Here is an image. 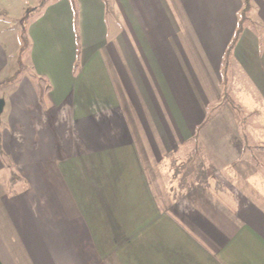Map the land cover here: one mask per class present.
<instances>
[{"label":"crops","instance_id":"0c3cea01","mask_svg":"<svg viewBox=\"0 0 264 264\" xmlns=\"http://www.w3.org/2000/svg\"><path fill=\"white\" fill-rule=\"evenodd\" d=\"M41 1L0 0V263L264 264V149L241 145L219 94L243 0L49 1L12 79V28ZM248 1L226 84L264 130V0ZM195 138L208 181L177 187Z\"/></svg>","mask_w":264,"mask_h":264},{"label":"rangeland","instance_id":"374dc122","mask_svg":"<svg viewBox=\"0 0 264 264\" xmlns=\"http://www.w3.org/2000/svg\"><path fill=\"white\" fill-rule=\"evenodd\" d=\"M21 31H22L21 26H20V30H18V25L13 26V28H12V32L14 33L17 42H19V37H18L19 33H20V40H21ZM186 33H187V31H182L180 33V36H182V35L185 36ZM25 34H26V26H25ZM21 48H23L22 40H21L20 49ZM27 49L23 50L21 53H19V55L16 58H14V62H13L14 67L13 68H14L15 72L19 71V74L25 72V66H27V64H28L27 56H26ZM134 49H135V47H134ZM140 65H142V68H146L145 64L140 63ZM223 90H224V86L222 84V76H221L219 94L222 96L223 100L226 102ZM226 92H227L228 97H230V95L228 93V87L226 88ZM230 99L232 100L231 97H230ZM220 102H222V101L220 100ZM222 109H224V108H222ZM204 110H206V109H204ZM214 110H216L215 107L211 106L206 110V114H207V112L209 114V112H213ZM230 110L232 111V113L234 115H236L238 117V122L240 125H238L236 130H234L232 128L231 131H234L233 135L234 136L237 135L236 136L237 139H240V138L242 139L241 145L245 149H247V148L248 149H254L255 145L264 146V130L261 127H258V125H256V124H259L260 117L252 116V118L247 120V114H248L247 111L242 112V110H239V111H234L232 109H230ZM219 112H220V110H219ZM223 113H224V110L220 112V114H223ZM203 131H204L203 128L201 130H198L197 136H199V135L202 136ZM195 140H196V138L190 139L189 142L182 144L181 147L178 148V150H181V151L185 150L187 154H183V155H179V156H178V154H176V158L174 159V162L176 163V180L174 182L177 183V187H181V185H184L185 189H187L188 187H190L192 185V183H195V184L197 183L198 188H199V186L202 187L208 181L209 169L206 170L207 163L205 160H203L202 155H201V154H205L204 152H202V150H204L205 145H204L203 141L201 140V138H197V143H195ZM179 142L180 141L178 140V137L176 135V148L180 145ZM253 158L259 164H262L261 163L262 159H261V157L258 156L257 153L254 152ZM172 165H173V163H172ZM260 167L264 169L263 165H260ZM258 171H260V172L257 175L255 174L254 181H256V182L258 181L261 183V186L263 187V189L261 186L260 187H258V185H256V186L258 188H260V191L262 192V194H264V171L263 170H258ZM248 172H244L243 176H241V178L238 179V182H245L247 180L246 179L247 176L249 175ZM9 177H6V180H4L5 178L3 176L0 177V182H4L3 186H4V189L6 190L5 192L7 194L10 193L11 190H13V188H14V187H12L13 181H14V180H12L13 176H9ZM214 178H216L215 180H217L219 183H225L226 184V183H229V181H230L229 179L225 180L222 177V175H220V174H215ZM227 180H229V181H227ZM186 181H187V183H186ZM201 184H202V186H201ZM177 187H176V189H177ZM182 190L183 189H181L179 192L181 193ZM179 192H178V194H179ZM9 249H10L9 251H10L11 255L14 256L13 255L14 253L11 249V246L9 247ZM15 258H17V257H15ZM16 264H18V263H16Z\"/></svg>","mask_w":264,"mask_h":264},{"label":"trees","instance_id":"16d2710c","mask_svg":"<svg viewBox=\"0 0 264 264\" xmlns=\"http://www.w3.org/2000/svg\"><path fill=\"white\" fill-rule=\"evenodd\" d=\"M49 1H54V0H42L41 3L35 8V9H32L30 10L28 13L26 12V14H24V16L22 17L21 21H20V25H21V28H22V31H21V40H22V43H23V48L20 49V53L23 51V50H26L27 47H28V40H27V37H26V34H25V26H26V23L27 21L29 20V18L31 17L30 13H34V12H39L40 9L46 4L48 3ZM248 10H249V1L248 0H243V7L239 13V21H238V26H237V29L234 33V36L230 42V44L228 45L225 53H224V56H223V59H222V65H221V76H222V84L224 86V90H223V93H224V97H225V100L229 106L230 109L234 110V111H239L241 110V107L239 105H237L233 100L230 99V97H228L227 95V92H226V88H227V72H228V69H229V61H230V56H231V52H232V49L235 45V42L240 34V31H241V27H242V23L243 21L246 20V15L248 13ZM19 75V71H17L15 73V75L12 77L15 78L16 76ZM30 78H32L35 83H36V93H37V97H38V101L40 103L43 102V98L45 96V94L50 90V86L46 83V81L44 79H37L34 75H30ZM259 148L261 149H264V146H259ZM1 264V263H0Z\"/></svg>","mask_w":264,"mask_h":264},{"label":"water","instance_id":"95a60500","mask_svg":"<svg viewBox=\"0 0 264 264\" xmlns=\"http://www.w3.org/2000/svg\"><path fill=\"white\" fill-rule=\"evenodd\" d=\"M3 108H4V100L3 99H0V116L3 112Z\"/></svg>","mask_w":264,"mask_h":264}]
</instances>
